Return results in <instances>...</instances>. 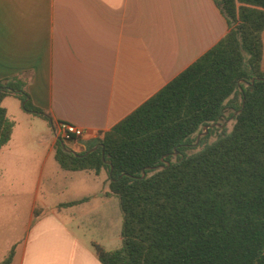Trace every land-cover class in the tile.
<instances>
[{
    "label": "crops",
    "instance_id": "0c3cea01",
    "mask_svg": "<svg viewBox=\"0 0 264 264\" xmlns=\"http://www.w3.org/2000/svg\"><path fill=\"white\" fill-rule=\"evenodd\" d=\"M229 31L215 0H0V81L25 80L33 104L52 122L25 112L16 98L3 102L17 125L0 150V172L15 176L26 204L19 241H10L0 264L13 248L12 264H102L93 244L116 250L100 242L103 234L122 244L123 215L118 199L106 196L107 173L58 164L60 124L84 131L66 148L85 152ZM262 41L264 48V32ZM20 118L29 127L17 135ZM40 121L48 131L35 132ZM83 173L94 183L84 193L77 186Z\"/></svg>",
    "mask_w": 264,
    "mask_h": 264
},
{
    "label": "trees",
    "instance_id": "16d2710c",
    "mask_svg": "<svg viewBox=\"0 0 264 264\" xmlns=\"http://www.w3.org/2000/svg\"><path fill=\"white\" fill-rule=\"evenodd\" d=\"M215 2L230 28L218 45L85 152L56 144L63 170L106 172V196L118 199L123 242L93 244L102 264H264V0ZM10 97L52 124L25 80L0 81V150L16 127ZM237 113L232 131L216 127L192 148Z\"/></svg>",
    "mask_w": 264,
    "mask_h": 264
},
{
    "label": "rangeland",
    "instance_id": "374dc122",
    "mask_svg": "<svg viewBox=\"0 0 264 264\" xmlns=\"http://www.w3.org/2000/svg\"><path fill=\"white\" fill-rule=\"evenodd\" d=\"M10 111H12V109H10ZM18 124H19V128L17 131V135H22L25 132V129L26 128L28 129L29 126L27 125V122L22 120V118L19 119ZM38 124L39 125L36 126V129L35 127L33 128L36 130L35 131L36 133H42L45 130L48 131V125L46 123L40 121ZM225 128H227L228 132L232 131L233 121L229 120L228 124L223 129ZM216 138L217 136L214 135V137H212V140ZM64 144L71 146L73 143H64ZM198 145L199 143L194 144L192 145V148H194L196 151L199 147ZM78 176L79 178L77 181V186L78 184L82 186V187L78 186L79 188H82V190L79 191L84 193L86 189L85 185L94 186V183H92L93 177L91 175L83 173ZM81 183H85V184L82 185ZM20 188H21L20 185H18L15 182V176L12 175L7 176L6 174L0 172V260L7 251L10 241H19L16 239V236L19 235V231L21 229L22 219L25 213L24 211L26 204L25 198L21 196L22 190ZM88 191H93V190H88ZM107 191H109V188ZM95 207L96 205H91L89 208L85 210V213L92 212V210H94ZM111 237L112 238L109 239L110 237H106V235L103 234V238H100V242L105 241L103 243L106 245L108 249L111 250L120 248L122 244L120 242H119L120 244H118L116 235Z\"/></svg>",
    "mask_w": 264,
    "mask_h": 264
},
{
    "label": "built area",
    "instance_id": "2783aa9c",
    "mask_svg": "<svg viewBox=\"0 0 264 264\" xmlns=\"http://www.w3.org/2000/svg\"><path fill=\"white\" fill-rule=\"evenodd\" d=\"M85 133L82 129L71 124H60L57 136L64 143H73L82 139Z\"/></svg>",
    "mask_w": 264,
    "mask_h": 264
},
{
    "label": "water",
    "instance_id": "95a60500",
    "mask_svg": "<svg viewBox=\"0 0 264 264\" xmlns=\"http://www.w3.org/2000/svg\"><path fill=\"white\" fill-rule=\"evenodd\" d=\"M237 115H238V113H237V114H236L231 120H234V119L236 118ZM227 124H228V121H227L226 123H224L223 125L215 124V125H211V126H209V127H206V128H205V132H203V133H201V134L199 135V137H198V143H199V141H200V139H201L202 137H205V136H207V135L209 134V130H212V129L216 128V127H219V128H221V129H223ZM62 146H63V148H64V150H65L66 152L76 154L74 151H70V150H68V149L66 148V145H65L64 143L62 144ZM98 148H99V147H96V148L92 149L91 151L88 152V154H90V153L96 151ZM174 155L177 156L178 153L176 152V153H174ZM163 162H165V158L163 159ZM168 166H170V165L168 164ZM160 168H164V166L156 167V168H147L146 170H144L143 178L146 177V171H147V170H158V169H160ZM112 170H113V168H112Z\"/></svg>",
    "mask_w": 264,
    "mask_h": 264
}]
</instances>
